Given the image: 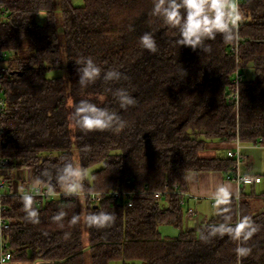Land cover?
I'll return each mask as SVG.
<instances>
[{
	"label": "trees",
	"instance_id": "16d2710c",
	"mask_svg": "<svg viewBox=\"0 0 264 264\" xmlns=\"http://www.w3.org/2000/svg\"><path fill=\"white\" fill-rule=\"evenodd\" d=\"M153 3L85 0L76 7L72 0H0L6 11L0 50L7 56L1 81L6 106L0 115L1 157L13 160L15 167L33 168L35 179L54 192L65 188L60 177L67 164L85 171L80 192H117L106 195L97 208L88 196L40 203L32 197L39 218L35 224L27 216L25 195L4 198L13 259L39 264H264V195L223 200L219 217L196 234L184 229L186 207L173 193L187 191L190 172L234 170L229 157L203 156L209 144L239 139L264 146V0H238V35L225 43L218 34L206 42L211 45L206 53L179 46L178 32L152 14ZM41 12L45 24L37 20ZM148 31L155 33L156 53L139 44ZM85 57L126 79H100L82 87L76 62ZM238 70L244 78L239 112L231 103ZM53 72L59 74L49 76ZM110 87L126 89L135 104L121 109L107 91ZM81 99L117 112L126 126L119 133L80 129L72 113ZM157 192L165 193L162 200ZM260 199L262 205H254ZM98 212L114 220L105 228L89 226L86 217ZM61 213V222L52 219ZM74 216L80 218L76 224L71 223ZM242 217L257 229L245 243L251 248L248 256L237 257L238 242L228 235L201 238ZM162 225L178 228L180 235L163 237Z\"/></svg>",
	"mask_w": 264,
	"mask_h": 264
},
{
	"label": "clouds",
	"instance_id": "9594fccd",
	"mask_svg": "<svg viewBox=\"0 0 264 264\" xmlns=\"http://www.w3.org/2000/svg\"><path fill=\"white\" fill-rule=\"evenodd\" d=\"M152 14L162 18L170 28L178 32L179 39L176 43L179 46L189 47L193 51L201 49L205 53L211 51V45L206 42L215 41L218 34L225 43L232 42L235 39L236 27L242 17L237 0H154ZM139 44L142 49L150 53L158 51L155 33L152 31L141 35ZM76 64L79 65L77 72L79 85L82 87L94 84L100 79L105 83L126 79L118 70H102L91 57L81 58ZM107 91L116 98L121 109H126L136 102L135 98L124 88L113 91L110 87ZM104 98V96L100 97L101 100ZM72 116L76 126L86 132L113 130L119 133L126 126V122L117 112L107 107H100L88 99H81L75 105ZM84 175L85 171L82 167L67 164L60 177L66 192L74 194L80 191L83 187ZM32 199L31 195L24 197L27 216L35 224L39 223V218L37 210L32 208ZM63 215L61 213L52 219L61 222ZM79 219L78 216H74L71 223L76 224ZM113 220L114 216L106 212H98L86 217L88 225L97 228H105ZM256 231L250 218L242 217L235 225L214 228L207 235L202 233L201 238L228 235L230 239L238 242L235 253L238 258H242L251 253V248L245 246V243L253 237Z\"/></svg>",
	"mask_w": 264,
	"mask_h": 264
},
{
	"label": "crops",
	"instance_id": "0c3cea01",
	"mask_svg": "<svg viewBox=\"0 0 264 264\" xmlns=\"http://www.w3.org/2000/svg\"><path fill=\"white\" fill-rule=\"evenodd\" d=\"M74 6L82 7L85 0H72ZM3 20L6 18V11L3 9ZM38 22L45 24L46 13L38 15ZM240 148L244 158L240 165V173L243 176H257L262 178V182L255 185H240L235 180L228 179L225 171H203L190 172L187 176V193L191 196L188 200V207L197 210L198 217H190L187 208L184 229L198 234L201 227L212 218L220 215L221 203L226 199H238L241 194L262 196L264 195V146L258 144H242L234 141L231 143L214 142L208 145V149L203 154L204 157L214 159L217 157L227 158L229 151H237ZM6 176L10 185L18 194H23L27 190L34 189L37 180L33 179L29 167H12ZM223 197V199H221ZM2 205V202H0ZM179 230V229H178ZM161 231V229H160ZM167 233V232H166ZM163 237L175 238L180 235L178 232L171 231ZM5 264H39L33 260L13 259Z\"/></svg>",
	"mask_w": 264,
	"mask_h": 264
},
{
	"label": "built area",
	"instance_id": "2783aa9c",
	"mask_svg": "<svg viewBox=\"0 0 264 264\" xmlns=\"http://www.w3.org/2000/svg\"><path fill=\"white\" fill-rule=\"evenodd\" d=\"M238 3V0H237ZM3 8L0 6V27L3 23ZM240 23L238 22V26L236 27V33L238 35ZM241 44V39L239 36L236 38V42L234 45V51L236 54L239 52ZM6 54L0 50V115L5 109V100L3 97L2 89H1V81L3 79V75L6 72ZM244 81L242 73L238 70L235 75V91L234 96L232 98L231 103L236 107L237 112L240 109V102H241V95H240V87L242 82ZM238 143H240L239 139H237ZM228 157L235 161L234 170L231 173H228V179L235 180L240 185H255L262 182L261 177L257 176H243L240 173V165L244 158L240 148L237 151H229ZM14 167V161L11 159H6L1 157L0 155V202L3 201L4 198L13 196V195H20L14 189L13 186L10 185V181L6 176V173ZM174 194L180 195V205L187 208V214L190 217H198L197 210L194 207H188L187 202L191 198V196L187 193V191H180L175 189L173 191ZM130 194V193H129ZM21 195H31L32 197L38 199V203H40V199L44 200H51L56 197L62 196H72V195H79V196H88L91 203L95 206H99V204L103 201L106 195H117V192H80L77 193H68L66 192L65 188H63L59 192H54L50 190L46 185H36L34 189H29ZM165 196L164 192H157L156 197L159 200H162ZM131 205V204H130ZM5 212V208L3 205H0V264H5L6 262L13 259L12 251L9 248V243L6 239V231L10 229L11 222L10 220L4 218L3 214Z\"/></svg>",
	"mask_w": 264,
	"mask_h": 264
},
{
	"label": "rangeland",
	"instance_id": "374dc122",
	"mask_svg": "<svg viewBox=\"0 0 264 264\" xmlns=\"http://www.w3.org/2000/svg\"><path fill=\"white\" fill-rule=\"evenodd\" d=\"M62 73V72H61ZM57 74H59V72H53V73H51V74H49V76H55V75H57ZM63 74V73H62ZM29 169H30V171L32 172V177H33V179H35V177H34V170H33V168H30L29 167ZM36 180V179H35ZM37 184L38 185H45V184H43L42 182H40V181H37ZM262 200L260 199V200H257V201H255V203H254V205H262ZM160 229H161V231H162V233L163 234H167V233H169V232H171V231H176V232H178L179 230H178V228H176V227H174V226H172V225H162L161 227H160ZM167 232V233H166ZM111 264H121L120 262H112Z\"/></svg>",
	"mask_w": 264,
	"mask_h": 264
},
{
	"label": "bare ground",
	"instance_id": "6f19581e",
	"mask_svg": "<svg viewBox=\"0 0 264 264\" xmlns=\"http://www.w3.org/2000/svg\"><path fill=\"white\" fill-rule=\"evenodd\" d=\"M1 16H2V17H4V15H3V14H1Z\"/></svg>",
	"mask_w": 264,
	"mask_h": 264
},
{
	"label": "water",
	"instance_id": "95a60500",
	"mask_svg": "<svg viewBox=\"0 0 264 264\" xmlns=\"http://www.w3.org/2000/svg\"><path fill=\"white\" fill-rule=\"evenodd\" d=\"M96 208L98 207V206H95Z\"/></svg>",
	"mask_w": 264,
	"mask_h": 264
}]
</instances>
